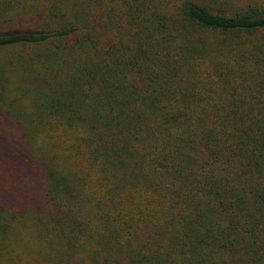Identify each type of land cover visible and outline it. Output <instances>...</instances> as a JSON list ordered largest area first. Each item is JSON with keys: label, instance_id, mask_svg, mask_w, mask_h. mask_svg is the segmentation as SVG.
<instances>
[{"label": "trees", "instance_id": "trees-1", "mask_svg": "<svg viewBox=\"0 0 264 264\" xmlns=\"http://www.w3.org/2000/svg\"><path fill=\"white\" fill-rule=\"evenodd\" d=\"M0 126V260L264 264V0H0Z\"/></svg>", "mask_w": 264, "mask_h": 264}, {"label": "rangeland", "instance_id": "rangeland-1", "mask_svg": "<svg viewBox=\"0 0 264 264\" xmlns=\"http://www.w3.org/2000/svg\"><path fill=\"white\" fill-rule=\"evenodd\" d=\"M245 1L246 0H232L233 3L239 4V5L243 4ZM18 128L19 127L16 126L15 133H16V130L18 131ZM2 130L3 129L0 126V133L2 132ZM5 163L6 162L0 160V168L3 167L2 169H4ZM4 189L6 188L4 187L2 183H0V200L5 203L10 204V201H8L9 199H7L3 193ZM36 190H39V186L36 188ZM46 202L47 200L45 199V197H43V199L40 201L38 205L31 203L29 208H27L28 207L27 204L29 202H23L22 205H19L18 209H20L21 211H24L26 209L30 210L28 217H26L27 224L25 221H23V223L21 224V229H23L24 235L26 234V232H29L28 235L31 237H30V240H28L26 243H25V239L24 240L20 239L21 244H19V242H16L15 243L16 245L15 258L12 261H7L6 259L3 258L0 260V264H41V260L37 261L38 258L35 255V251L38 248L39 241L35 237V227L32 224V221L29 222V217L30 215L33 214V212H38V211L43 212L46 207Z\"/></svg>", "mask_w": 264, "mask_h": 264}]
</instances>
